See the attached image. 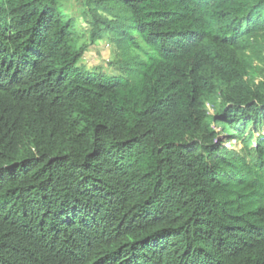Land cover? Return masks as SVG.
Here are the masks:
<instances>
[{
    "label": "trees",
    "instance_id": "trees-1",
    "mask_svg": "<svg viewBox=\"0 0 264 264\" xmlns=\"http://www.w3.org/2000/svg\"><path fill=\"white\" fill-rule=\"evenodd\" d=\"M65 1L0 0V264H264V0H77L114 75Z\"/></svg>",
    "mask_w": 264,
    "mask_h": 264
},
{
    "label": "rangeland",
    "instance_id": "rangeland-1",
    "mask_svg": "<svg viewBox=\"0 0 264 264\" xmlns=\"http://www.w3.org/2000/svg\"><path fill=\"white\" fill-rule=\"evenodd\" d=\"M65 10L67 14L71 15L77 20L76 30L81 41L88 45V49L81 61V64L88 69L101 68L105 73L114 75L115 68L111 65V46L106 42H99L94 46L89 45V30L88 18H85L83 14V7L78 3L77 0H66L64 2ZM264 134V129L261 131ZM259 134V133H258ZM257 134V135H258ZM222 141L227 147L237 146L235 141L229 142L226 135L221 136L219 141ZM238 149L241 145L237 146Z\"/></svg>",
    "mask_w": 264,
    "mask_h": 264
}]
</instances>
